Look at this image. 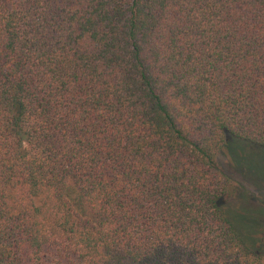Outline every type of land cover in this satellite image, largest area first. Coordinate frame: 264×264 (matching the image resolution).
<instances>
[{
    "label": "trees",
    "instance_id": "trees-1",
    "mask_svg": "<svg viewBox=\"0 0 264 264\" xmlns=\"http://www.w3.org/2000/svg\"><path fill=\"white\" fill-rule=\"evenodd\" d=\"M221 154L264 186V0H0V264H264Z\"/></svg>",
    "mask_w": 264,
    "mask_h": 264
},
{
    "label": "rangeland",
    "instance_id": "rangeland-1",
    "mask_svg": "<svg viewBox=\"0 0 264 264\" xmlns=\"http://www.w3.org/2000/svg\"><path fill=\"white\" fill-rule=\"evenodd\" d=\"M251 158V157H249ZM259 160V159H258ZM219 163L222 166V168L233 178V180L236 182L238 188H239V194L237 197L236 205L239 206V203L241 202V198L244 194H253L254 196H257L259 198H264V186H259V183L255 182V178L253 176H250L237 168L229 158L223 154L219 156ZM260 163L258 164V166ZM258 184V185H257ZM67 196L74 204L75 208L83 215H88L89 211L86 207L84 200L77 190V188L74 186L73 183H69L67 187ZM240 197V198H239Z\"/></svg>",
    "mask_w": 264,
    "mask_h": 264
}]
</instances>
